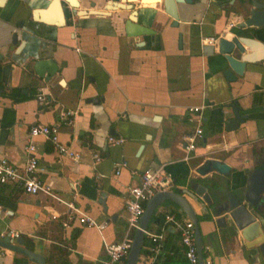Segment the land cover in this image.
<instances>
[{
    "label": "crops",
    "instance_id": "obj_1",
    "mask_svg": "<svg viewBox=\"0 0 264 264\" xmlns=\"http://www.w3.org/2000/svg\"><path fill=\"white\" fill-rule=\"evenodd\" d=\"M77 1L74 13L60 0L0 4V159L21 167L29 129L37 124L59 125V142L81 153L74 163L44 139L33 140L39 176L62 202L0 184V237L17 233L22 247L43 256L46 264L103 260L104 244L120 241L128 232V189L148 168L168 173L175 193L198 179L216 203L219 193L209 186L213 181L240 195L247 174L264 169V25L239 27L250 18L254 3L264 0H190L174 5L176 19L163 0ZM112 2L117 5L106 9ZM130 4L131 12L118 9ZM127 19L145 33L128 36ZM234 36L243 42L244 54L235 51L233 56L245 65L242 76L227 81L224 56L203 39ZM40 58L57 65L48 81L33 70ZM41 92L43 105L37 101ZM234 104L246 119L228 132ZM191 108L200 110L191 113ZM65 110L75 113L70 127L59 119ZM197 116L203 134L188 152L183 139L194 133ZM108 137L124 142L111 145ZM95 154L101 158L97 163ZM207 159L227 163L230 174L222 182L214 174L197 177L194 170ZM182 196L201 218L202 258L212 264H264L258 249H246L238 232L216 227L213 217L204 221V207ZM68 205L77 217L105 226L87 227L76 220L71 228H62L60 218ZM168 214L189 220L168 201L154 211L162 219ZM158 228L149 221L150 233ZM161 246L157 255L141 254L137 264H187L173 224L166 227ZM149 247L148 239L144 248ZM0 264L34 263L0 247Z\"/></svg>",
    "mask_w": 264,
    "mask_h": 264
},
{
    "label": "water",
    "instance_id": "obj_2",
    "mask_svg": "<svg viewBox=\"0 0 264 264\" xmlns=\"http://www.w3.org/2000/svg\"><path fill=\"white\" fill-rule=\"evenodd\" d=\"M4 0H0V4ZM65 2L74 13L78 9L77 0H60ZM167 12L173 19H176L174 14V5L177 3H190V0H163ZM117 3L112 2L109 8L112 9ZM118 9H125L131 12L133 5L130 4ZM264 25V4L254 3V10L249 19L243 22L239 27L245 28L250 26ZM126 34L128 36H140L145 33L143 29L134 27L131 19L125 22ZM243 42L236 36L230 40L219 39L217 47L218 52L224 56L228 68L223 72V76L227 81H234L237 76H242L244 71L245 61L237 59L233 56L236 51L240 55L244 54L242 47ZM33 70L35 74L48 81L57 72V65L51 59H38L35 61ZM234 113V118L226 121L225 130L228 132L235 131L238 126L244 122L246 116L241 115L237 104L231 106ZM232 167L227 163L218 160H205L199 167L194 170L197 177H207L214 174L220 178L222 182L231 172ZM198 179H192L187 182L186 188L182 193L173 191L157 193L146 204L144 213L141 217L139 228L135 231L131 245V251L127 258L126 264H137L139 254L142 247L145 245V231H148V223L154 215L156 208L165 201L175 204L181 213L193 223L195 230V242L197 254L199 258L198 264H203L202 250L204 248L197 217L190 206L184 194L188 198L199 203L204 207L205 220L213 217L216 227L224 231L238 232L243 240L246 249H258L260 255L264 259V201L262 195L264 193V169H255L247 174L246 186L242 194L235 195L228 191V188H223L220 184L211 183L209 186L215 193H219L218 203L214 202L209 195L206 187L200 185ZM104 205V204H103ZM105 207V206H104ZM208 219V220H207ZM23 239L18 237L14 241L11 240L9 234L5 235L0 240V247L10 250L14 253L25 256L34 264H46L43 256L26 250L22 247Z\"/></svg>",
    "mask_w": 264,
    "mask_h": 264
},
{
    "label": "built area",
    "instance_id": "obj_3",
    "mask_svg": "<svg viewBox=\"0 0 264 264\" xmlns=\"http://www.w3.org/2000/svg\"><path fill=\"white\" fill-rule=\"evenodd\" d=\"M233 24H230L232 27ZM219 38H204L203 43L211 46L218 44ZM37 101L40 104H46L45 95L41 92L37 96ZM199 108H191L189 112L197 113ZM75 113L70 110L61 111L59 113L60 122L66 126H72ZM198 126L194 133L184 137V149L188 152L194 150L196 141L202 138L203 131L201 129V118L197 116ZM59 125H33L29 129V143L24 147V153L26 155L25 163L21 167H17L8 161L6 158L0 159V184H13L22 189V192L26 195H38L44 194L55 201L62 202L56 195H54L50 188L44 184L39 174L40 169L38 160L35 157L36 145L33 140L36 138H42L50 143L55 151L62 157L68 160L78 163L81 160V153L72 150L70 147L65 146L59 142ZM108 142L111 145L119 146L123 144V139L108 137ZM94 162L97 163L101 160L100 156L93 155ZM174 187L172 177L166 173L163 169H151L144 170L140 176L139 183L128 189V198L125 204L126 210V222L128 232L125 237L117 242L104 244L103 254L104 259L97 264H126L127 258L131 251V245L135 231L139 228L141 217L144 213L147 202L154 197L157 193L170 191ZM69 211L67 214L60 218V225L64 229H69L73 223L77 220L80 225L87 227L103 228L105 225H97L93 220L87 217H77L78 211L71 205L67 206ZM1 215V211H0ZM58 219L59 217H52ZM164 226L161 230L152 234L149 231H145V237L151 242L149 247L150 253L157 255L161 251V244L164 239L166 227L169 224H173L179 231L180 243L184 247V258L187 264H198L199 258L197 254V247L195 242V230L193 223L190 220L178 221L176 215L168 214L164 218ZM12 241L19 237L17 233H7ZM1 239L3 238L0 237ZM0 239V240H1ZM208 249V248H206ZM205 250V248H203ZM202 250V251H203ZM203 264H212L211 260L202 258Z\"/></svg>",
    "mask_w": 264,
    "mask_h": 264
},
{
    "label": "trees",
    "instance_id": "obj_4",
    "mask_svg": "<svg viewBox=\"0 0 264 264\" xmlns=\"http://www.w3.org/2000/svg\"><path fill=\"white\" fill-rule=\"evenodd\" d=\"M257 168H263V167H257ZM175 183H176V181H175ZM202 219H206L205 217H202ZM163 220L164 219H162V217H159L158 215H153L152 217H151V220H150V224H154V225H157L159 228L157 229V232H159L160 231V229L163 227ZM146 243V242H145ZM145 246V245H144ZM144 246L142 247V249H141V251H140V254H139V256L141 255V254H143V253H145L147 256L149 255V254H151L150 253V251L147 249V250H145V248H144ZM205 256V255H204ZM48 262H49V258H48Z\"/></svg>",
    "mask_w": 264,
    "mask_h": 264
},
{
    "label": "rangeland",
    "instance_id": "obj_5",
    "mask_svg": "<svg viewBox=\"0 0 264 264\" xmlns=\"http://www.w3.org/2000/svg\"><path fill=\"white\" fill-rule=\"evenodd\" d=\"M197 219L199 220V219H201V218H199V217H198ZM147 241H148V238H147V237H145V242H147Z\"/></svg>",
    "mask_w": 264,
    "mask_h": 264
},
{
    "label": "bare ground",
    "instance_id": "obj_6",
    "mask_svg": "<svg viewBox=\"0 0 264 264\" xmlns=\"http://www.w3.org/2000/svg\"><path fill=\"white\" fill-rule=\"evenodd\" d=\"M44 15V14H43Z\"/></svg>",
    "mask_w": 264,
    "mask_h": 264
}]
</instances>
